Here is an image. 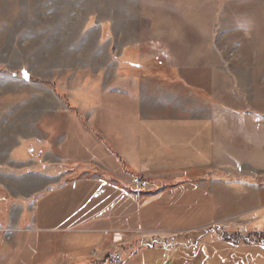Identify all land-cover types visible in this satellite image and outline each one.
<instances>
[{
    "label": "rangeland",
    "instance_id": "obj_1",
    "mask_svg": "<svg viewBox=\"0 0 264 264\" xmlns=\"http://www.w3.org/2000/svg\"><path fill=\"white\" fill-rule=\"evenodd\" d=\"M215 64L229 70H206ZM216 73L264 109V0H0V264L20 257L37 196L96 172L60 162L76 124L94 127L123 105L133 113L155 86L159 98L196 102ZM231 201L230 213L264 205L259 193ZM263 214H224L231 225L167 242L117 240L89 257L118 250L122 264H264Z\"/></svg>",
    "mask_w": 264,
    "mask_h": 264
},
{
    "label": "crops",
    "instance_id": "obj_2",
    "mask_svg": "<svg viewBox=\"0 0 264 264\" xmlns=\"http://www.w3.org/2000/svg\"><path fill=\"white\" fill-rule=\"evenodd\" d=\"M216 65L206 70H229ZM234 82L231 75L209 76L197 103L159 98L155 86L141 94L133 113L123 105L119 116L104 114L94 127L76 124L57 150L60 162L96 172L34 199L13 264H60L66 255L70 264H85L92 251L103 256L117 240L131 241L127 248L167 242L231 225L221 224L224 214L263 211L264 205L234 213L227 208L255 193L264 198V109L249 106L245 88ZM136 232L141 235L131 240Z\"/></svg>",
    "mask_w": 264,
    "mask_h": 264
},
{
    "label": "built area",
    "instance_id": "obj_3",
    "mask_svg": "<svg viewBox=\"0 0 264 264\" xmlns=\"http://www.w3.org/2000/svg\"><path fill=\"white\" fill-rule=\"evenodd\" d=\"M133 183H135L139 187H142V183H141V181L139 179H133ZM115 249H117V248H115ZM117 251H115L113 254H110L108 256L107 264H122L123 263V260L119 256V254H117Z\"/></svg>",
    "mask_w": 264,
    "mask_h": 264
},
{
    "label": "trees",
    "instance_id": "obj_4",
    "mask_svg": "<svg viewBox=\"0 0 264 264\" xmlns=\"http://www.w3.org/2000/svg\"><path fill=\"white\" fill-rule=\"evenodd\" d=\"M220 229V228H219ZM212 230H214V229H212ZM107 257H105V259H103L101 262H97V261H94V260H92V261H90V262H87V263H85V264H106L107 263Z\"/></svg>",
    "mask_w": 264,
    "mask_h": 264
},
{
    "label": "water",
    "instance_id": "obj_5",
    "mask_svg": "<svg viewBox=\"0 0 264 264\" xmlns=\"http://www.w3.org/2000/svg\"><path fill=\"white\" fill-rule=\"evenodd\" d=\"M25 73L26 72H24V71L22 72V77L24 78V80H28V76H27V78H25Z\"/></svg>",
    "mask_w": 264,
    "mask_h": 264
},
{
    "label": "snow or ice",
    "instance_id": "obj_6",
    "mask_svg": "<svg viewBox=\"0 0 264 264\" xmlns=\"http://www.w3.org/2000/svg\"><path fill=\"white\" fill-rule=\"evenodd\" d=\"M25 78H27V73H25Z\"/></svg>",
    "mask_w": 264,
    "mask_h": 264
}]
</instances>
